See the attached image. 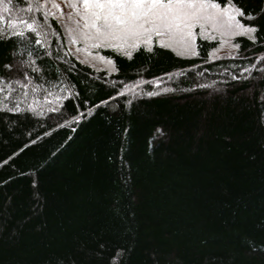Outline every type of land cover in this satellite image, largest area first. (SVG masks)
Instances as JSON below:
<instances>
[{"label": "trees", "instance_id": "trees-1", "mask_svg": "<svg viewBox=\"0 0 264 264\" xmlns=\"http://www.w3.org/2000/svg\"><path fill=\"white\" fill-rule=\"evenodd\" d=\"M252 22L264 37V15ZM233 42L215 58L219 40L190 58L106 52L115 73L66 56L68 73L37 50L32 86L59 77L74 95L58 103L57 86L0 119V264H107L116 249L123 264H264V40ZM11 51L0 45L9 78Z\"/></svg>", "mask_w": 264, "mask_h": 264}, {"label": "snow or ice", "instance_id": "snow-or-ice-1", "mask_svg": "<svg viewBox=\"0 0 264 264\" xmlns=\"http://www.w3.org/2000/svg\"><path fill=\"white\" fill-rule=\"evenodd\" d=\"M260 15H264V7L253 14L241 0H0V45L11 48L13 57L3 65L12 78L0 75V119L6 118L3 115L6 113H35L33 105L39 99L36 94H43L51 102L49 98L57 86L61 90L54 96L58 103L73 97L59 77H53L56 84L44 81L53 91L41 85L32 86L34 79H43L41 68L32 59L34 53L39 55L37 50L43 56L64 61V71L68 73L73 68L64 59L66 56L95 71L115 73L118 68L106 52L131 59L140 49L153 53L156 46L177 50L178 56L190 58L199 56L202 42L219 40L221 47L213 48L209 56L215 58L214 53L222 52L225 46L230 54L236 55L232 50L240 45L232 37L243 36L253 43L258 38L264 40L258 37L261 26L252 22ZM53 44L57 48L55 53L51 50ZM26 48L32 50L26 52L28 59L24 60L20 57ZM256 59L264 64V57ZM22 68H30L37 75L33 77L24 71L17 77ZM29 90L34 94L32 102H28ZM124 257L125 250L116 249L109 255L107 264H123ZM51 264L74 262L59 256Z\"/></svg>", "mask_w": 264, "mask_h": 264}, {"label": "rangeland", "instance_id": "rangeland-1", "mask_svg": "<svg viewBox=\"0 0 264 264\" xmlns=\"http://www.w3.org/2000/svg\"><path fill=\"white\" fill-rule=\"evenodd\" d=\"M233 38H234V37H232L231 39L233 40ZM219 47H221V45H220ZM224 49H225V50H229L227 46H225V47L223 48V51H225Z\"/></svg>", "mask_w": 264, "mask_h": 264}]
</instances>
